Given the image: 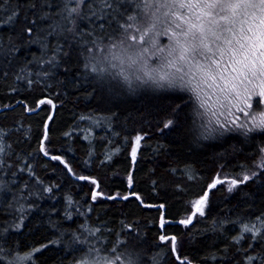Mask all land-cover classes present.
<instances>
[{"label":"trees","instance_id":"obj_1","mask_svg":"<svg viewBox=\"0 0 264 264\" xmlns=\"http://www.w3.org/2000/svg\"><path fill=\"white\" fill-rule=\"evenodd\" d=\"M72 7L75 0H0L3 254L33 253L37 264H76L92 248L93 257L99 249L125 260L131 255L137 264H179L172 241L160 240L164 235L176 238L178 255L188 264H249L250 257L251 264H264V231L243 233L237 243L244 224L264 218V170L257 167L264 131L245 135L232 126L208 134L207 119L197 115L202 110L187 91L111 89L91 71L89 49L123 39L120 26L136 24L142 9L137 0H84L70 18ZM159 43L168 44V37ZM49 100L55 111L45 155ZM252 102L254 110H264L259 97ZM138 135L142 145L133 161ZM47 156L60 157L75 177L89 179L74 178ZM220 173L239 185L212 189L204 214L183 227L179 221ZM245 175L250 179L244 181Z\"/></svg>","mask_w":264,"mask_h":264},{"label":"snow or ice","instance_id":"obj_2","mask_svg":"<svg viewBox=\"0 0 264 264\" xmlns=\"http://www.w3.org/2000/svg\"><path fill=\"white\" fill-rule=\"evenodd\" d=\"M73 0H68L72 3ZM142 9V17L136 24H122L123 39L110 43L104 47L89 49L91 55V71L98 76L105 74L113 78L122 79L130 88L134 82L140 85H150L156 88L179 89L191 94V99L200 117H207L205 131L208 134L223 129L232 130V126L241 130L245 135L254 131H264V110L253 109L252 99L259 96L264 100V0H137ZM76 7L67 9L68 16L78 12L79 5L84 0H75ZM107 5L108 0H104ZM110 6V5H109ZM15 13L10 20L15 19ZM129 20H137L136 16H129ZM70 22H74L71 21ZM133 29L136 34L129 32ZM71 30V29H69ZM30 32V29L28 30ZM167 36L169 43L161 45L160 36ZM152 61H156L152 64ZM41 104L45 101L41 100ZM47 103L51 104L49 100ZM259 103V101L257 102ZM243 105V107H241ZM55 107V105H53ZM248 117L241 121L235 116L230 122H221L217 117L220 109H232ZM51 119V117H49ZM227 121V116H225ZM172 121L164 126L167 128ZM216 125V127H213ZM45 139H47V125H45ZM142 136L135 141L139 144ZM41 151H44L43 142ZM264 153V149H261ZM0 153L3 145L0 143ZM137 148H132V158L135 161ZM45 155L48 153L45 151ZM53 160H60L71 172L68 164L58 156ZM264 170V155L257 165ZM79 180H88L89 177L78 176ZM250 179L245 175L243 180ZM243 182V181H240ZM91 183L97 184L95 179ZM133 178L128 176V186L132 187ZM225 183L222 179H215L209 189L217 184ZM238 183L233 179L228 191ZM98 186V185H97ZM97 193L93 192V199ZM102 195V194H101ZM137 199H140L138 194ZM208 193L202 194L193 207L203 215L199 207L207 198ZM110 196L108 199H116ZM124 200L128 195L121 197ZM152 207V205H145ZM159 207L163 208L164 205ZM192 215H195L193 212ZM192 216L179 223H191ZM161 214V227L165 224ZM264 231V218L261 223L244 224L242 234L237 243L244 238L243 233H251L253 237ZM162 242L171 240V251L179 264H188L177 252L175 237L160 236ZM41 249H34L39 252ZM88 249V254L79 261V264H137V261L128 255L125 260L121 254L115 256L101 255L99 249ZM116 252V248L111 250ZM3 249L0 248V260H3ZM32 259V254L17 256L8 260L7 264H23ZM255 259L249 258V264ZM158 264V262H157Z\"/></svg>","mask_w":264,"mask_h":264},{"label":"rangeland","instance_id":"obj_3","mask_svg":"<svg viewBox=\"0 0 264 264\" xmlns=\"http://www.w3.org/2000/svg\"><path fill=\"white\" fill-rule=\"evenodd\" d=\"M108 44H110V43H108ZM108 44L102 45L101 47H104V46H106V45H108ZM99 47H100V46H99ZM152 64H155V63H153V61H152ZM90 66H91V62H90ZM99 77H100V79H101L102 81L106 82L109 86H111V89L121 90V91L126 92L127 94H130V92H133V91L136 92V91H143V90H149V89H152V88H156V87H154V86H150V85H140L138 82H134L133 86L130 88V87H129V86H128V85H127L122 79H120V78H113L112 76H108L107 74H105L103 77H101V76H99ZM258 97H259V96H254L253 99H252V101H255L256 98H258ZM259 98L261 99V102L264 104V100H262L261 97H259ZM252 104H253V102H252ZM241 107H243V105H241ZM220 112L224 113V115H220V114L218 113L217 117H215L214 119H219L221 122H225V123H226V122H230L232 119L235 118V116H240L241 121H247V120H248V117H245V116L243 115V113L238 112L235 108L232 109V114H231V115H228V114H227V109H220ZM225 116H227V121H225ZM205 118L207 119V117H205ZM204 122H205V121H204ZM205 123L207 124V121H206ZM214 126H216V125H213V127H214ZM141 145H142V140H140L139 144H137L136 141H135V139H134L133 147L135 146V147L137 148V153H136L135 160L137 159V155H138V152H139V150H140V148H141ZM133 147H132V148H133ZM131 155H132V154H131ZM132 159H133V158H132ZM217 178L224 180L225 183H219V184L216 185V187H218V186H220V185H223V186H225L226 189L228 190V188L231 186V185L229 184V181H231V180H233V179L230 178V177H228L227 175H225V174H223V173L218 174V175L214 178V180L217 179ZM214 180H213V182H214ZM127 181H128V179H127ZM213 182H212V183H213ZM212 183H211V184H212ZM238 185H239V183H237V185L234 186V187L232 188V190H234ZM216 187H215V188H216ZM215 188H211V189H209V187H208V190H207V193H208L207 198H206L205 202L199 206V207L203 210V214H204L205 209H206V206H207V199H208L209 193H210V191H211L212 189H215ZM199 199H200V198H199ZM197 200H198V199H197ZM195 201H196V200H195ZM195 201H194V202H195ZM194 202H193V204H194ZM193 204H192V213H191V215H190V216H192L191 223L194 221V219H195L197 216H202V215H200V213H199L198 211L195 210V208L193 207ZM193 212H195V215H192ZM188 217H189V216H188ZM188 217H187L186 219H188ZM186 219H184V220H186ZM191 223H189V224H187V225H184V224H181V223H180V224L183 225V227H187V226H189ZM3 252H4V251H3ZM17 256H24V255H22V254H12V255H10L9 257H7V256H5V255L3 254V257H4L3 261H5V263H7L8 260H12V259H14V258L17 257ZM23 264H37V263L35 262L34 254L32 253V259H31V260H29V261H24ZM76 264H79V262L76 263Z\"/></svg>","mask_w":264,"mask_h":264},{"label":"water","instance_id":"obj_4","mask_svg":"<svg viewBox=\"0 0 264 264\" xmlns=\"http://www.w3.org/2000/svg\"><path fill=\"white\" fill-rule=\"evenodd\" d=\"M53 105L54 104H52V110H51V114H50V116L49 117H51V119H52V117H53V115H54V109H55V107H53ZM51 119H47V121H46V123H45V125H47V135H48V127H49V123H50V121H51ZM44 137H45V133H44ZM43 137V140H42V142H43V144H44V142H45V138ZM140 200V199H139ZM153 207V206H152ZM162 210H163V212L165 211V208L163 207L162 208ZM163 215V214H162ZM163 217H164V215H163ZM160 221H161V217H160ZM164 227V226H163ZM160 228L161 229H163L162 227H161V224H160Z\"/></svg>","mask_w":264,"mask_h":264},{"label":"bare ground","instance_id":"obj_5","mask_svg":"<svg viewBox=\"0 0 264 264\" xmlns=\"http://www.w3.org/2000/svg\"><path fill=\"white\" fill-rule=\"evenodd\" d=\"M44 101V100H43ZM53 104V103H52ZM41 103L39 102L38 103V108L34 111V112H38L39 110H40V108H41ZM2 109H0V111H1ZM54 111H55V109H54ZM34 112H29V113H34ZM50 124V123H49ZM49 128V127H48ZM45 133V132H44ZM48 136V135H47ZM41 145H42V143H41ZM43 146H44V144H43ZM43 153H44V151H42ZM48 158H50L51 159V157L50 156H47ZM67 170H68V168H67ZM69 171V170H68ZM69 173L74 177V178H76L77 179V177H75L73 174H72V171L70 172L69 171ZM98 184H96V190L98 189V186H97ZM104 198H107V197H104ZM165 208V207H164ZM163 211V210H162ZM165 212V211H164ZM163 212V213H164ZM164 215V214H163ZM164 226H165V224H164ZM163 229H164V227H163ZM163 229H161L162 231H163Z\"/></svg>","mask_w":264,"mask_h":264}]
</instances>
